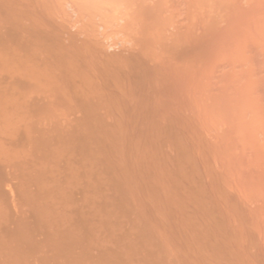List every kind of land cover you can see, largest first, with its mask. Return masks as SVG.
Masks as SVG:
<instances>
[{
    "label": "bare ground",
    "instance_id": "bare-ground-1",
    "mask_svg": "<svg viewBox=\"0 0 264 264\" xmlns=\"http://www.w3.org/2000/svg\"><path fill=\"white\" fill-rule=\"evenodd\" d=\"M0 264H264V0H0Z\"/></svg>",
    "mask_w": 264,
    "mask_h": 264
}]
</instances>
